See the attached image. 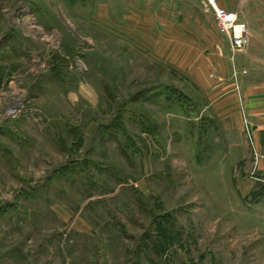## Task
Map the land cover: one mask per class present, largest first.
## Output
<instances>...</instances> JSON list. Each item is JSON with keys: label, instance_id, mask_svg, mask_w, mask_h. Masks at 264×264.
Instances as JSON below:
<instances>
[{"label": "rangeland", "instance_id": "1", "mask_svg": "<svg viewBox=\"0 0 264 264\" xmlns=\"http://www.w3.org/2000/svg\"><path fill=\"white\" fill-rule=\"evenodd\" d=\"M194 13L219 32L193 0H0V264H264V120L155 48ZM220 35L264 83V35Z\"/></svg>", "mask_w": 264, "mask_h": 264}, {"label": "crops", "instance_id": "2", "mask_svg": "<svg viewBox=\"0 0 264 264\" xmlns=\"http://www.w3.org/2000/svg\"><path fill=\"white\" fill-rule=\"evenodd\" d=\"M174 1L176 3L182 2V0ZM215 1L219 7L235 12L239 21L247 26L251 35L250 48L260 37V34L264 35V2L260 5L255 0ZM161 6L163 7L164 4ZM193 6L196 7V10L200 13H209L213 19L206 0H193ZM164 13L163 15H165ZM197 15V13L193 15V24H195L192 27L193 29L187 28V26L179 20L177 22L173 21L176 23H172V25L164 26L160 31L158 44H156L155 47L156 50H158V54H162L166 57L169 63L178 65L179 70L189 71L190 75L193 77V82L198 87L208 92L210 99L217 104L219 114H229L231 108L237 109L239 97L236 95L237 90L235 87H237L238 90L241 88L242 97L247 103L246 106L248 107V114L251 116V120L253 122L264 120V83H254L250 81L238 82L236 85L232 83L227 69L225 68V60L221 56L222 51L220 50L222 49H220V47L222 45L218 42L219 39L220 41L223 40L220 35L221 33L219 34L215 27L208 28L202 25L203 20ZM161 21L165 23L169 20L163 16ZM188 29L192 32L191 34H193V37L187 33ZM191 39H193V42H191ZM227 48L229 54H231L229 44H227ZM214 52L219 55L216 63L219 65V74H221L222 77L220 79L224 81L219 80L220 82H215L208 77L212 62L209 58L204 57L205 55L210 56ZM246 53L248 55L250 54L249 51ZM184 56H193V60H188ZM258 132L259 130L257 129L254 133L255 140Z\"/></svg>", "mask_w": 264, "mask_h": 264}, {"label": "built area", "instance_id": "3", "mask_svg": "<svg viewBox=\"0 0 264 264\" xmlns=\"http://www.w3.org/2000/svg\"><path fill=\"white\" fill-rule=\"evenodd\" d=\"M206 2L218 31L227 38L231 56L234 57L248 44L247 26L239 21L235 12L219 7L215 0H206ZM244 123L248 124L247 120H244Z\"/></svg>", "mask_w": 264, "mask_h": 264}]
</instances>
